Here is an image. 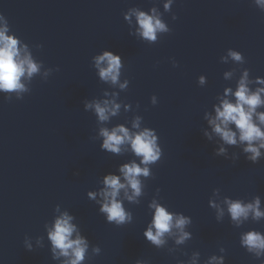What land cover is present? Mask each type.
<instances>
[{"label":"water","instance_id":"water-1","mask_svg":"<svg viewBox=\"0 0 264 264\" xmlns=\"http://www.w3.org/2000/svg\"><path fill=\"white\" fill-rule=\"evenodd\" d=\"M168 2L0 0L9 34L14 32L43 62L22 100L9 102L0 94V264H57L45 229L57 204L76 217L90 245L101 248L100 255L89 249V255H98L91 264H192L193 252L199 253L195 264H208L213 255L223 264H264V253L256 257L240 244L249 231L264 234V217L257 220L250 213L237 223L224 203L232 198L246 204L259 197L264 212V159L252 164L235 147L228 151L238 160L217 157L215 144L202 135L204 113L225 87L235 88L241 68L251 79L264 78V12L255 0H175L170 12L163 7ZM152 8L171 31L149 45L129 35L138 27L135 15L131 24L123 16ZM228 49L241 52L245 63H221ZM103 50L122 57L119 82L127 79V90L99 81L91 61ZM233 68L236 77L224 79ZM201 75L207 79L204 87L197 83ZM98 98L119 104L118 115L99 122L94 110H84L85 100ZM136 115L143 117L141 127L155 129L163 155L151 168L152 178H141L140 204L125 203L132 223L116 227L105 221L87 192L98 190L105 174L133 159L101 151L99 130L118 124L132 130ZM153 199L191 217L185 226L191 238L184 244L167 236L157 248L144 239ZM25 236L32 238L33 251L25 249ZM39 236H45L43 248L36 247Z\"/></svg>","mask_w":264,"mask_h":264},{"label":"clouds","instance_id":"clouds-1","mask_svg":"<svg viewBox=\"0 0 264 264\" xmlns=\"http://www.w3.org/2000/svg\"><path fill=\"white\" fill-rule=\"evenodd\" d=\"M175 0H169L163 5L168 12L171 11ZM255 5L264 12V0H255ZM151 11L153 14H149ZM156 9L148 11L133 9L123 19L131 24V15H135L136 28L135 33L129 31V35L151 45L158 41L159 36L169 34L171 29L163 21L162 16L158 18L154 13ZM175 20L176 16L173 15ZM0 21H4L0 16ZM10 25L4 21L0 26V94L6 101L22 100L24 96L31 91V83L40 72L43 66L42 61H37L29 51V46L21 40L14 32L9 34ZM42 45L37 44V50L42 49ZM220 62L234 65H243L244 56L241 52L228 49L226 54L220 57ZM173 67H177L175 61ZM92 67L95 69L96 76L103 84L117 86L121 90H127L129 81L124 79L120 83L122 69L124 67L122 57L109 50H103L92 57ZM53 71L59 69L50 68ZM237 69L223 73V78L236 77ZM48 73H45L47 77ZM47 79L44 80L46 82ZM197 83L204 87L207 79L204 75L198 77ZM107 96L108 92L105 91ZM113 96L118 93L113 92ZM216 103L212 105L211 111H206L203 119L206 127L202 129L203 137L210 143L215 144L214 155L236 161L239 159L237 153L229 155L228 149L235 147L240 149V154L252 164L258 163L264 159V78H250V72L247 68L239 70V76L236 78L235 88L225 87L223 93L216 97ZM151 105L157 104V97H151ZM85 111L94 110L99 122L109 121L110 117L118 115L120 108L112 100L92 99L83 102ZM139 108V105H137ZM143 117L136 115L135 121L131 123V129L118 124L109 130L101 128L99 136L103 138L100 143L101 151L107 152L113 156H122L130 154L133 159L121 164L116 172H109L100 180L101 187L96 191L87 192L89 200L98 205L99 213L104 216L105 221L116 227L131 224L133 214L126 209L125 203L139 205V197L142 196L144 188V179L152 178L151 168L160 161L163 152L159 144V137L153 128L147 126L141 127ZM123 181V182H122ZM121 192L123 195L121 196ZM159 196V189L156 191ZM99 197V199H97ZM227 212L231 220L237 223L241 219H247L249 214H253L254 219L264 217V212L260 210V198L256 197L254 202L243 203L240 200L226 198ZM148 210L151 219L143 231L144 239L152 246L157 248L167 243V236H176L177 245L184 244L191 238L190 233L185 231V226L192 223L191 217L183 213L173 212L156 199L148 204ZM212 207L217 205L212 204ZM61 206L57 204L53 210V218L45 224L46 240L48 242L51 259L57 264H91L94 257L100 255L101 248L97 245H90L86 236L76 222V217L67 209L61 211ZM223 215V210L220 209ZM33 241L31 237L25 236L24 247L27 251H33ZM36 247L45 246V236L35 238ZM240 244L246 247L248 252H255L256 257L264 253V234L256 231H249L240 237ZM92 253L98 255H89V249ZM225 251L224 248H220ZM198 252L192 253V264H195ZM136 264H142L137 260ZM208 264H223L220 258L215 255L208 261Z\"/></svg>","mask_w":264,"mask_h":264}]
</instances>
